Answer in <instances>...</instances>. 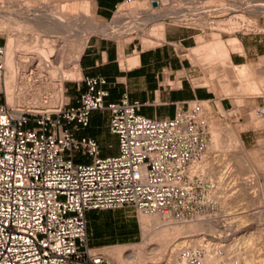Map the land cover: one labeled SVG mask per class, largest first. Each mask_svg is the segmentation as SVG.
<instances>
[{
    "label": "built area",
    "instance_id": "built-area-1",
    "mask_svg": "<svg viewBox=\"0 0 264 264\" xmlns=\"http://www.w3.org/2000/svg\"><path fill=\"white\" fill-rule=\"evenodd\" d=\"M183 9L178 22L190 27L189 7ZM171 43L175 50L182 44ZM5 57L0 44V264H117L104 245L90 242V211L132 208L190 222L218 207L220 182L194 167L209 150L205 103L212 99L183 102L172 117H150L127 93L107 102L109 80L86 76L76 103L18 108L3 90ZM94 112L106 115L116 154L104 155L96 137L78 135ZM232 172L226 166L225 180ZM216 251L222 258L211 263L207 245H185L177 257L179 264H228L223 247Z\"/></svg>",
    "mask_w": 264,
    "mask_h": 264
},
{
    "label": "rangeland",
    "instance_id": "rangeland-1",
    "mask_svg": "<svg viewBox=\"0 0 264 264\" xmlns=\"http://www.w3.org/2000/svg\"><path fill=\"white\" fill-rule=\"evenodd\" d=\"M66 1L67 0H48L47 2L50 6L54 5L57 7V4L62 5V3L64 4ZM73 1L74 12L80 9L84 11L86 10L85 8H82L83 0ZM203 1L206 2V0ZM205 2H202L201 0L199 3H190L186 5L190 7L189 12L191 14L198 13V19L195 18L194 20H190V27H184L181 25L180 22L177 21V18H166V39L161 41L159 45L169 42L171 35H192L193 37L191 39L186 40L189 42L188 44H185L186 46L180 43L177 46L180 56L182 58H189L193 65L183 72L181 71L180 74L187 76L194 86H200L201 89H209L217 95V98L210 102L212 109H207L206 115L209 119L210 129L213 130L212 128H214L213 131L219 135L218 137L221 140V147L217 149H209L206 153V155L208 154L207 157L215 158V164H210L212 166H210V169H212L213 172L209 169L210 173L207 171L208 176L214 180L220 181V175L226 169V163L229 161L227 158H230V154L242 155V157L245 158V163L241 168L243 170L239 171L241 173L236 176L233 171L232 175L225 180V174L223 173L224 177L220 181L221 185L219 186L220 188L216 193V197L218 198V207L210 213L208 218L201 220L196 219L192 221L200 223V229L205 228L203 230L201 229V231L199 230L198 232H195L194 234H198V236L194 237L204 238L206 240H212L213 242L219 243L220 245L222 244L223 256H225L228 264H249L248 261L251 259H253L254 264H264V80H262L264 79V62L262 61L264 54L259 56L257 59L249 60V62L246 63L252 68V78L254 80L256 79L257 81H255L258 82L256 90L250 88L246 89V86H244V81H241V83L238 81V84L233 81L232 74L227 73V69H225L224 65H226V63L224 62V58L221 53H216L213 58L207 59V62L204 61L205 59L202 58V55L191 57L192 48L198 47L201 41L213 42L217 37L222 39L231 50L232 46L228 45V42L231 40L230 38L237 37L241 41V36L260 31L257 30L256 27L263 29L262 32H264V13L263 11H259L256 14L255 11L253 12V10H245L244 8L246 7V4L243 3H237L235 6H232L234 4L228 0H215L209 3ZM224 4L227 6V8L226 10L222 11L223 13L210 12L211 10L215 9L216 6L222 8ZM196 5L199 6L196 7ZM204 5L205 7H203ZM233 7H236V9L239 8L238 14L243 15L247 21H253L254 26L250 27V29L237 28V30L233 29L235 31H232L224 29V27H226V21L213 23L214 20L238 15L237 13L232 12ZM196 8L199 9L196 10ZM121 9L122 8H118L117 11ZM42 11H44V9H42ZM52 12H57V9L52 10ZM116 12L115 15L109 19L101 18L97 14V11L95 13L98 15L97 19L99 21L111 22L113 19H115ZM80 24L81 25H78L79 28H76L77 31L80 30V34L89 33V40L91 38L98 37L114 41L118 43L120 51L123 45L125 48L130 43L137 44L139 47L138 49H145L144 43L138 34L129 33L122 37H113L102 33H95L87 21H83ZM30 25L33 24H29V26ZM26 27L25 37H28L27 40L30 41L31 37L34 36L32 34H36L35 36H38L40 39L38 43L39 46L44 45L42 42L44 38H48V40H53L51 38H54V40H57V33L49 32L46 27L41 26L40 28H37L34 25L33 27L35 29L32 26H30L31 28H28V26ZM79 32H71L72 34L62 33L59 35V39H61L62 42L64 41V44L67 43L68 40L74 41L78 38L77 34ZM65 34L66 36L72 38L70 39L66 37ZM52 35L54 37H51ZM61 40L60 44L62 43ZM0 44L6 46V33L0 32ZM231 53L232 51H230V57ZM212 59H214L213 62L216 64L212 67H209L208 63H211ZM52 73L54 75H52ZM56 73L57 70H52V72L49 71V73L44 72L43 77H41V80L39 81L41 84L40 87H42H33L27 92L28 88L25 89V87H22L20 72V77L18 76L16 86L17 88H20L22 92L26 91L27 95L25 93L23 96L26 95V98L31 101L30 102L28 100V104L21 103L22 107H34L41 110H55L65 101H68L69 93L67 92V88L70 85L76 84L79 82V80L65 82V97L62 99L64 101L63 102L58 99V94L55 92L56 88L53 78L55 75H57ZM201 79L205 81V84H203V81V83L200 82ZM178 83L179 82L177 81L174 86H177ZM81 86L83 87V85ZM3 90H5V88ZM222 98H225L226 101H228V107L223 108L221 104ZM105 119L106 116L100 113L96 115L94 122L95 125H102L100 126L102 128H98L97 130L103 135L100 138L103 142V154H116L118 152L117 137L108 132L107 128L105 127L106 125L104 124ZM233 131L238 132V136L240 135L239 138L242 140L245 152L241 151L240 153L241 148L234 145L235 141L233 140L234 138L232 136ZM78 135L83 136L88 135V133L86 130H83L79 132ZM211 139L212 134H210V140ZM109 143H112L113 147H109ZM232 143H234V146L228 147V145H232ZM235 149H237L239 153L235 151ZM221 159H224L225 161H220ZM237 169L239 170V168L236 167L234 169L232 168V170ZM238 182H240V184ZM243 212L246 214H243ZM89 213L91 214V217L89 218L88 216V228L89 238L92 244L104 245L107 247L125 244H143V226L140 219V212H137L132 208H121L103 211L94 210L90 211ZM240 213L242 215H240ZM210 225L213 226V228L210 227ZM108 252L112 254V257L114 256L113 259L117 264H119L116 260V256L118 255L117 250H108ZM161 255L162 254H157L152 260L145 261L141 264L165 263L166 258H161L163 256Z\"/></svg>",
    "mask_w": 264,
    "mask_h": 264
},
{
    "label": "bare ground",
    "instance_id": "bare-ground-1",
    "mask_svg": "<svg viewBox=\"0 0 264 264\" xmlns=\"http://www.w3.org/2000/svg\"><path fill=\"white\" fill-rule=\"evenodd\" d=\"M47 1L48 0H0V32L6 33L7 35V44L5 46L6 57L3 87L5 88L4 91L6 93L8 103L18 108H22L21 103L28 104V102L30 101L28 98H26V91L22 92V90L20 88H17L16 86V82L20 72L22 87H25V89L28 88V92L33 87H40L41 84L39 83V81L41 80V77H43L44 72L49 73V71L52 72V70H57V75L54 76L53 81L56 88L55 92L58 94V99L61 101H63L62 99L65 97V82L80 80L82 76L80 69V58L85 50V47L87 46L90 37L89 33L80 34V30L77 31L76 29L78 25H81L80 23H82L83 21H87L89 26L93 31H95V33H102L113 37H122L125 34L129 33L138 34L143 41L145 48H151L159 45L161 41H164L166 39V18H177L179 13L186 11V9L183 8L187 7V4L201 2V0H177V2H175L177 6H174V2H166L165 6H155L149 4L146 1L132 0L131 2H124L119 4V8L122 9L116 12V16L113 21L102 22L97 19L98 15H96L95 13L97 5L94 0H83L82 8H85L86 10L84 11L80 9L76 12L73 11V0H67L66 2H64V4L62 3V5L57 4V7L54 5H52L53 7L50 6ZM212 1L215 0H206V2L202 0V2L205 3H209ZM228 1H231L234 4L232 6H235L237 3L246 4V7L244 9L250 11L253 10V12L255 11L256 14L259 11H263L264 13V0ZM197 6L199 5H196V7ZM203 7H205V5ZM53 8L55 10L57 9V12H52V10H54ZM226 8L227 6L224 4L222 8L216 6V8L211 10L210 12L223 13L222 11L226 10ZM42 9H44V11H42ZM198 9L196 8V10ZM238 9H236V7H233L232 12L238 14ZM197 14H191L189 12V17L187 19L189 21L194 20L195 18H197ZM221 21L227 22L224 29L232 31H235L233 29L237 30V28L250 29V27L254 26L253 21V23L251 21H247V19L244 18L243 15L239 14L231 16L229 18L214 20L213 23ZM29 24H33L37 28H40L41 26L46 27L49 32L57 33V40H54V38H51L53 40L44 38L42 41L44 45L39 46L38 43L40 39L38 38V36H35L36 34H32L34 36H30L31 39L29 38L30 41H28V37H25V29L27 28L26 26H28V28L30 26L33 27V25L29 26ZM256 29L263 30L258 27H256ZM71 32H79V35L77 34L78 38L74 41L68 40L70 43L67 41V43L64 44V41L62 42V40L59 39V35L62 33L72 34ZM51 37L54 36L52 35ZM68 38L71 39L72 37ZM230 39L228 45L232 46L231 50L222 39L216 37L213 42L201 41L198 47L192 48L191 57L202 55V58L205 59L204 61L207 62V59L213 58L216 53H221L224 58V62L226 63V65H224L225 69H227V73L232 74L233 81L237 84L238 81H240V83L241 81H244V86H246V89L250 88L256 90L258 82H256V79L255 81L252 78L253 71L251 66L248 64L235 65L232 63L230 51L243 52V46L239 38L234 37ZM60 40L63 44H60ZM123 50L124 45L121 47V63L123 65H127L128 67H132L137 62L138 56L134 55L132 57H129L128 61H126ZM213 60L214 59L211 60V63H208L209 67H212L216 64L215 62H213ZM262 61L264 62V58L262 59ZM52 75L54 74L52 73ZM202 81L203 79H201L200 82H204L203 84H205V81ZM25 93L26 95L23 96V94ZM205 104L206 110L212 109V106L209 103ZM212 129L214 130V128ZM213 130H211L212 139L209 142V149H217L221 147V140L218 137L219 135L216 134V132ZM232 134L235 144H229L228 147H232L235 145L241 148L240 153L241 151L245 152L242 140L239 138L240 135L238 136V132L233 131ZM235 151H237V149H235ZM237 152L239 153V151ZM207 155H205L201 162L196 164L194 167H201L206 172H209L211 166L210 164H215V158H209L207 157ZM229 157L230 158H227L229 159V161L226 163L227 166L233 169L235 167L239 168V170H232L234 171L236 176L241 173L239 171L243 170L241 168L244 166L245 158H243L240 154H230ZM220 161L225 160L221 159ZM210 170L212 171V169ZM222 174L220 175L221 177L219 176L220 181L224 177V174L223 176ZM238 183L240 184V182ZM243 214L246 213L243 212ZM240 215L242 214L240 213ZM204 218L208 217H199L197 218V220H201ZM140 219L143 226V244H125L120 246L104 247V250L110 256L112 254L108 252V250H117L118 255L116 256V260L119 264H141L145 261L152 260L157 254H162L163 256L161 255V258H166L165 263L160 262L162 264H179L177 253L178 250L185 245H207L208 248H210L207 262L211 263L222 258V256L219 255L218 251H216L220 246H222V244L220 245L219 243L213 242L212 240L210 241L204 238L194 237L198 236V234L194 233L198 232L199 230L201 231L202 229L199 228L200 223L196 221L187 222L174 220L172 218H166L158 213L148 214L144 212H140ZM210 227L213 228V226L211 225ZM245 253L248 254L247 252ZM248 263L254 264L253 259L249 260Z\"/></svg>",
    "mask_w": 264,
    "mask_h": 264
},
{
    "label": "crops",
    "instance_id": "crops-1",
    "mask_svg": "<svg viewBox=\"0 0 264 264\" xmlns=\"http://www.w3.org/2000/svg\"><path fill=\"white\" fill-rule=\"evenodd\" d=\"M96 11L101 18L109 19L113 16L116 5L123 0H94ZM264 23V21H263ZM193 36H170V41L151 48L138 49L137 44L130 43L124 50L125 60L134 55L137 62L128 67L121 63V51L118 43L104 38H91L80 58L82 78L76 84L67 88L72 103L81 91L86 89L83 79L86 76H105L109 80L110 95L107 102L118 101L125 93L131 101H139L143 105L141 113L150 117H172L176 113L177 105L196 99L215 100L217 95L209 89L194 86L191 80L180 72L192 67L189 58H182L179 50H175L173 41H180L184 46ZM243 52H232L231 60L235 65H242L255 60L264 54V34H247L241 36ZM189 48V47H187ZM190 64V66H189ZM177 86H174L176 82ZM83 85V87L81 86ZM81 89L79 91L78 89ZM223 108L228 107V101L221 99ZM94 112L90 126L85 129L89 136L102 125H95ZM104 115V114H102ZM106 116V115H105ZM107 128V122L104 123ZM108 130V129H107ZM102 133L96 137L102 147Z\"/></svg>",
    "mask_w": 264,
    "mask_h": 264
},
{
    "label": "trees",
    "instance_id": "trees-1",
    "mask_svg": "<svg viewBox=\"0 0 264 264\" xmlns=\"http://www.w3.org/2000/svg\"><path fill=\"white\" fill-rule=\"evenodd\" d=\"M96 133H98V130L95 129V130L92 132V134H90V135L95 136ZM88 216H89V218H90V217H91V214L89 213Z\"/></svg>",
    "mask_w": 264,
    "mask_h": 264
},
{
    "label": "water",
    "instance_id": "water-1",
    "mask_svg": "<svg viewBox=\"0 0 264 264\" xmlns=\"http://www.w3.org/2000/svg\"><path fill=\"white\" fill-rule=\"evenodd\" d=\"M154 5H156V3H154Z\"/></svg>",
    "mask_w": 264,
    "mask_h": 264
}]
</instances>
